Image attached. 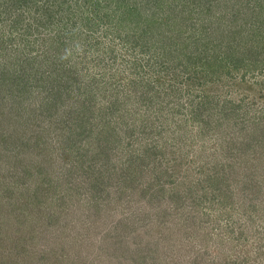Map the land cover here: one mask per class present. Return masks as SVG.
Listing matches in <instances>:
<instances>
[{"label": "rangeland", "instance_id": "374dc122", "mask_svg": "<svg viewBox=\"0 0 264 264\" xmlns=\"http://www.w3.org/2000/svg\"><path fill=\"white\" fill-rule=\"evenodd\" d=\"M0 264H264V0H0Z\"/></svg>", "mask_w": 264, "mask_h": 264}, {"label": "trees", "instance_id": "16d2710c", "mask_svg": "<svg viewBox=\"0 0 264 264\" xmlns=\"http://www.w3.org/2000/svg\"><path fill=\"white\" fill-rule=\"evenodd\" d=\"M237 20V19H236Z\"/></svg>", "mask_w": 264, "mask_h": 264}]
</instances>
